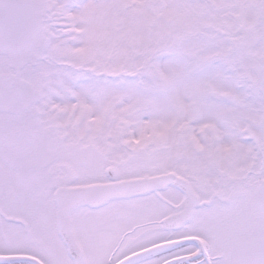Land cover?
Segmentation results:
<instances>
[{"label": "snow or ice", "instance_id": "6c2138e0", "mask_svg": "<svg viewBox=\"0 0 264 264\" xmlns=\"http://www.w3.org/2000/svg\"><path fill=\"white\" fill-rule=\"evenodd\" d=\"M0 264H264V0H0Z\"/></svg>", "mask_w": 264, "mask_h": 264}]
</instances>
